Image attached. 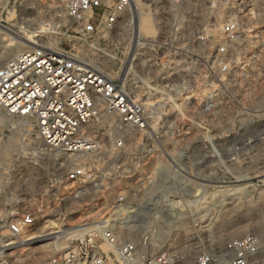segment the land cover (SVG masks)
Instances as JSON below:
<instances>
[{
	"label": "built area",
	"instance_id": "obj_1",
	"mask_svg": "<svg viewBox=\"0 0 264 264\" xmlns=\"http://www.w3.org/2000/svg\"><path fill=\"white\" fill-rule=\"evenodd\" d=\"M37 2L41 34L0 65V133L27 147L0 145V264L38 225L70 237L43 264H180V238L230 237L254 175L214 131L264 105V0ZM262 250L246 233L194 264H264Z\"/></svg>",
	"mask_w": 264,
	"mask_h": 264
},
{
	"label": "rangeland",
	"instance_id": "obj_2",
	"mask_svg": "<svg viewBox=\"0 0 264 264\" xmlns=\"http://www.w3.org/2000/svg\"><path fill=\"white\" fill-rule=\"evenodd\" d=\"M47 14V11L43 9L37 0H9L7 10L0 14V54L16 39V33L22 36H27L28 33L33 34V36L41 34L39 25H41L43 19H46ZM241 37L238 47L244 50L247 48L246 35L242 32ZM33 39L36 38L33 37ZM249 46L248 43V48ZM257 48H264V45ZM95 54L93 62L98 64L100 59ZM13 55L15 54H11L10 57ZM107 55L113 56V50L107 51ZM10 57L1 60L0 65ZM248 109L238 115L234 109L231 121L227 124H218L214 133L215 136H220L221 133L226 131L231 135L229 141L231 150L238 154L233 158V169L254 175V178L249 180L253 186L244 191L243 196H241L242 190L233 194V201L230 207L232 219L226 222L229 226L230 237H215L211 242L201 237L190 238L186 245L184 240L180 238V264H194V258L201 250H209L215 256H219L224 251L225 244L231 237L241 236L246 233H255L259 236L263 246L261 256H264V105L253 104ZM8 138H10L11 147L13 148L10 151L11 158L12 156L16 158V148L27 152L26 145L23 146V135L21 133H13L3 129L0 133V145ZM216 139L218 141V138ZM24 157L26 160L25 164H27V160L33 161L26 154H24ZM50 166L55 165L51 164ZM33 195L35 196L36 194L32 191L31 202H33ZM3 208L0 205V211ZM223 224L224 222H217V226H222ZM34 230L37 235L45 230L44 234L48 233V231H53L43 227V225L36 226ZM51 237L48 241L42 240L36 243L39 241L36 240L21 250L11 251L7 255L8 264H40L70 239V237H59L57 239H53L55 236ZM46 241H54V244H51V246L44 245L43 242ZM213 264L216 263L214 262Z\"/></svg>",
	"mask_w": 264,
	"mask_h": 264
},
{
	"label": "bare ground",
	"instance_id": "obj_3",
	"mask_svg": "<svg viewBox=\"0 0 264 264\" xmlns=\"http://www.w3.org/2000/svg\"><path fill=\"white\" fill-rule=\"evenodd\" d=\"M151 24L152 23H151V20H150L148 14L145 13V12H141L140 13V29H141V31H143L144 34L151 35L153 33V28H152V25ZM40 26L41 25H39V27ZM30 32L33 33L34 31H30ZM35 36H33V34L31 35L29 33H28L27 36H24V35L22 36V35H18L16 33L15 34V38L16 39L13 40L9 44L10 45L9 47H7L4 51L1 52V54H0V61L3 60V59H6L7 57H10L11 54H15L16 55V54L20 53L21 51H23L25 48L31 46L34 43L33 37H35ZM259 101L262 102L263 99L262 100H259ZM20 123L23 124V125H26V123H24L23 121H21ZM233 191L236 192V190H233ZM44 232L43 233L41 232V234L39 233V235H36L34 237H29L28 240L24 241L23 243L25 245H28L31 242L36 241V240H39L36 243L41 242L42 240H47L48 241L49 238H52L51 236H55L56 235V234H54V232H56L55 230H53L51 232L48 231V233H45V234H44ZM53 239H54V237H53ZM47 241L46 242H43V244L44 245L47 244V245H50V246H51V244H54V241H52V242L51 241L50 242H47ZM40 264H43V262H41Z\"/></svg>",
	"mask_w": 264,
	"mask_h": 264
}]
</instances>
